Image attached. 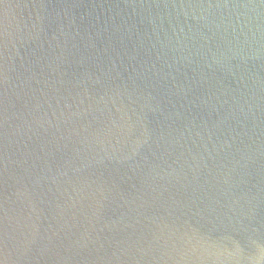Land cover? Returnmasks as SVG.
<instances>
[{"label": "water", "instance_id": "water-1", "mask_svg": "<svg viewBox=\"0 0 264 264\" xmlns=\"http://www.w3.org/2000/svg\"><path fill=\"white\" fill-rule=\"evenodd\" d=\"M0 264H264V178L118 0H0Z\"/></svg>", "mask_w": 264, "mask_h": 264}]
</instances>
